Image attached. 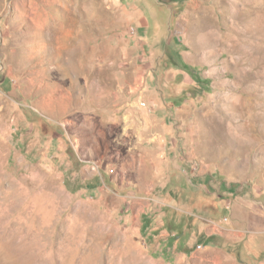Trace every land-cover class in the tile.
Returning <instances> with one entry per match:
<instances>
[{
    "label": "rangeland",
    "instance_id": "1",
    "mask_svg": "<svg viewBox=\"0 0 264 264\" xmlns=\"http://www.w3.org/2000/svg\"><path fill=\"white\" fill-rule=\"evenodd\" d=\"M88 245L264 264V0H0V264Z\"/></svg>",
    "mask_w": 264,
    "mask_h": 264
},
{
    "label": "bare ground",
    "instance_id": "2",
    "mask_svg": "<svg viewBox=\"0 0 264 264\" xmlns=\"http://www.w3.org/2000/svg\"><path fill=\"white\" fill-rule=\"evenodd\" d=\"M82 249L83 250L81 254H83L84 256L83 258L87 259L91 257V258L97 259L98 264L100 263L101 258H103V255L105 254V252L102 249H100L99 245L83 246ZM140 262H141V259L139 258V256L134 255L131 252L128 254L123 253L122 251L118 253H114V262H113L114 264H141ZM143 264H146V263H143Z\"/></svg>",
    "mask_w": 264,
    "mask_h": 264
},
{
    "label": "trees",
    "instance_id": "3",
    "mask_svg": "<svg viewBox=\"0 0 264 264\" xmlns=\"http://www.w3.org/2000/svg\"><path fill=\"white\" fill-rule=\"evenodd\" d=\"M182 66H183L182 68H183L185 71H187V70H188V69H187V67H185L184 65H182Z\"/></svg>",
    "mask_w": 264,
    "mask_h": 264
}]
</instances>
